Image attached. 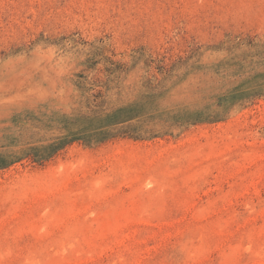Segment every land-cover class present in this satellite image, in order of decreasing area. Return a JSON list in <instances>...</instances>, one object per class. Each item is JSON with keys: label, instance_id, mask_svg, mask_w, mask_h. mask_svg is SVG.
Wrapping results in <instances>:
<instances>
[{"label": "rangeland", "instance_id": "obj_1", "mask_svg": "<svg viewBox=\"0 0 264 264\" xmlns=\"http://www.w3.org/2000/svg\"><path fill=\"white\" fill-rule=\"evenodd\" d=\"M0 264H264V0H0Z\"/></svg>", "mask_w": 264, "mask_h": 264}]
</instances>
